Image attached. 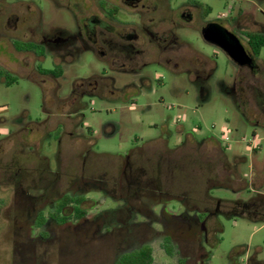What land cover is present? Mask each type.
<instances>
[{"label": "rangeland", "instance_id": "374dc122", "mask_svg": "<svg viewBox=\"0 0 264 264\" xmlns=\"http://www.w3.org/2000/svg\"><path fill=\"white\" fill-rule=\"evenodd\" d=\"M21 1L41 13L45 30H74L73 13L57 5L63 1ZM187 1L169 3L177 7ZM198 1L224 26L239 6L238 0ZM259 11L264 4L248 13L261 21ZM177 32L213 67L202 94L185 64L169 70L152 61L136 72L117 73L87 52L64 67L56 93L35 81L0 83V264H111L127 244H148L154 264H171L160 255L154 222L169 216L167 235L172 234L175 247L179 240L189 242L197 226L193 222L188 229L170 216L179 217L186 208L190 217L204 221L206 214L199 210L213 208L216 200L224 210L249 202L256 192L264 195V114L256 104L247 109L233 99L237 71L225 54L206 44L193 25ZM43 67L53 66L46 60ZM160 156L194 161L193 169L185 176L160 177ZM65 195L84 199L80 207L89 225L75 230L73 221L52 222L36 229L35 213ZM124 199L125 208L113 211ZM94 215L99 216L93 220ZM145 217L150 222L138 221ZM214 221L216 232L207 225L210 237L202 244L208 264H264V222L232 213ZM117 226L121 231L113 233ZM106 228L112 231L95 236ZM38 231L51 238L32 241Z\"/></svg>", "mask_w": 264, "mask_h": 264}, {"label": "flooded vegetation", "instance_id": "af4514ba", "mask_svg": "<svg viewBox=\"0 0 264 264\" xmlns=\"http://www.w3.org/2000/svg\"><path fill=\"white\" fill-rule=\"evenodd\" d=\"M42 1L47 2L48 0ZM60 1H63L62 4L57 5L66 8L74 15L75 26L72 32L65 29L45 30L42 27L41 13L37 12L29 2L0 0L1 84L9 87L16 84L18 80L35 81L44 91L56 93L61 88L57 84V79L62 78L64 67L69 66L81 53L87 52L104 61L109 71L117 73L136 72L152 61L158 62L159 65L169 70L175 69L179 63L185 64L186 72L190 75L192 83L202 94L205 92V83L212 76L213 67L207 57L184 45L177 32L187 25H193L198 29L201 39L206 44L226 56L227 54L213 43H224L222 34L227 36V40L230 38L235 40L242 49L243 55L239 63L233 62L227 56L237 71L230 94L237 103L243 104L247 109L254 108L253 105L256 104L264 114V46L258 50L255 48L259 41L264 44V12L259 11L263 22L255 21L250 14L255 8H260L264 0H238L239 6L235 16L228 21V26H224L217 19H210V8L198 0H188L185 5L181 4L177 7L171 6L170 0ZM228 14L231 13L228 12ZM225 16L222 14L221 18ZM46 60L51 62L52 69L43 67ZM222 86L229 93L230 88ZM59 152L60 149L57 154ZM156 164L160 177L166 175L169 178H175L178 175L185 176V172L192 170L194 161L186 164L160 156ZM126 168L129 169V175ZM130 171L126 161L124 178L127 188L132 182ZM67 196L80 198L81 203L78 207L83 210L80 207L84 201L81 196L65 195L55 206L52 204V206H44L38 210L34 215L35 224L33 226L43 230L52 222L73 221L76 223L75 230L80 226L87 227L89 223L86 221V212L83 210L85 214L82 217H75L76 204L73 202L64 205L61 213L58 216L55 215L57 207L66 200ZM125 204L124 199L117 210L113 211L119 213L125 208ZM69 208L73 212L65 214V210ZM188 211L185 208L179 217L170 216L182 222L183 227L188 229H192L193 222L197 226L196 234L189 242L178 241L183 244L182 247L180 244H175L174 247L172 234L167 235L172 230L168 215L163 220L154 222L159 226L156 235L160 243V255H164L171 264H208L210 255L202 245L210 237L205 227L210 225L211 232H216L215 218L221 214L230 213L237 216H249L252 221L264 222V195L256 194L249 202L224 210L220 207V201L216 200L213 208L206 205L199 210L206 214L204 221L193 219ZM44 212H47L46 215ZM138 212L131 215L136 217ZM99 215H94L93 220ZM158 216L163 218L162 212L158 213ZM130 218L125 220L128 225L132 221ZM148 219L145 217L142 221H138L146 224L150 222ZM82 221H86V224L80 225ZM119 224H122V221ZM111 231L112 229L106 228V232L100 234L98 229L94 231V234L97 237L104 236ZM115 231H121V226H117L113 233ZM35 238L32 241L46 242L51 238V233L38 231ZM145 248L151 252L152 262L150 264H154L156 259L153 256V248L148 244L138 247L127 244L124 249H119L115 253L111 264H119L125 256L133 255ZM252 264L257 263L252 262Z\"/></svg>", "mask_w": 264, "mask_h": 264}, {"label": "trees", "instance_id": "16d2710c", "mask_svg": "<svg viewBox=\"0 0 264 264\" xmlns=\"http://www.w3.org/2000/svg\"><path fill=\"white\" fill-rule=\"evenodd\" d=\"M261 46H264L263 42H257L256 44V49L258 50ZM75 203L76 207H75V217H82L85 212L81 209H79V204L81 203V199L80 198H71V197H66V200L64 202H62L61 204H59V206L57 207L56 211H55V215L58 216L61 213L62 207L64 205H67L69 203ZM78 204V205H77ZM235 205L240 204V202L237 200L236 202H234ZM60 220H63V218H60ZM152 262V257H151V252L149 249L145 248L140 250V252L135 253L133 255H129V256H125L124 258H122L119 262V264H150Z\"/></svg>", "mask_w": 264, "mask_h": 264}, {"label": "water", "instance_id": "95a60500", "mask_svg": "<svg viewBox=\"0 0 264 264\" xmlns=\"http://www.w3.org/2000/svg\"><path fill=\"white\" fill-rule=\"evenodd\" d=\"M221 37L224 39V43L216 42L213 44L221 48L233 62L239 63V60L243 55L242 49L237 45L233 38L227 40V36L224 34H222Z\"/></svg>", "mask_w": 264, "mask_h": 264}, {"label": "crops", "instance_id": "0c3cea01", "mask_svg": "<svg viewBox=\"0 0 264 264\" xmlns=\"http://www.w3.org/2000/svg\"><path fill=\"white\" fill-rule=\"evenodd\" d=\"M257 194H259V192H256Z\"/></svg>", "mask_w": 264, "mask_h": 264}]
</instances>
